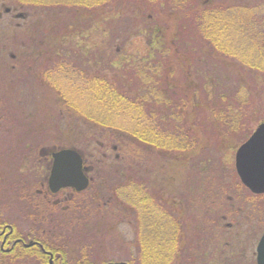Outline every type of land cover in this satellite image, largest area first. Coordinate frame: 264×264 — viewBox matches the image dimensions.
Instances as JSON below:
<instances>
[{
  "label": "rangeland",
  "instance_id": "obj_1",
  "mask_svg": "<svg viewBox=\"0 0 264 264\" xmlns=\"http://www.w3.org/2000/svg\"><path fill=\"white\" fill-rule=\"evenodd\" d=\"M8 2L2 6L23 12L26 17L13 18L12 14L4 13L0 17V249L4 252L10 249V243L14 242L10 238L14 227L26 238L24 242L33 240L34 235L43 236L66 249L73 259L84 255L95 262L112 260L115 264H125L138 254L139 248L136 237L140 233L143 207L142 202L133 196L128 198L127 192L131 188L125 176L132 172L129 166L138 162L152 176L147 183L142 182L144 169L139 166L136 186L152 203L151 207L155 208L157 215L167 219H162L164 231L166 224L172 230L173 223H180L176 228L181 248L185 250L181 254V264H255V246L264 230V193L256 196L246 187L248 191L229 187L232 177L239 180L235 153L244 141L234 150L221 147L218 151L214 146L209 147L206 141L203 144L204 138H201L200 146L208 147L205 152L200 151L193 156L194 160L199 159L203 163L204 168L201 169L198 166L190 168V159H169L167 162L161 153L150 147L148 155L139 153L137 161L129 159L132 145L128 141L122 147L125 157L121 161H117L121 158L119 148V154H112V159L116 158L114 161L97 173L93 168L89 170L91 180L82 193L66 190L51 195L46 192L51 153L61 148L83 149L89 141L88 134L82 135L83 132L73 126L64 128L63 133L57 129L55 123H61V118L57 116L59 105L56 102L59 99L55 96L60 98L59 95L64 93L70 104L81 108L88 106V109L93 105L81 98L73 84L74 79H63L52 70L56 68L55 62L60 61L54 52L58 48L72 59L75 54L74 62L80 66L74 67L75 75L72 77L84 82L89 81L88 77L95 74L94 71L111 77L115 68L102 70L107 67V58L115 55L105 53L102 60L96 51L85 58L74 53L88 45V40L92 43L91 38L98 43L102 39L98 34L95 36L96 31H90L95 22L86 10L75 19L62 9L49 10L41 5H28L21 9L15 5L19 4L16 0ZM259 4L262 6L260 16L264 17V0ZM104 14L107 19L110 13ZM120 15L124 16V13ZM127 15L134 14L128 11ZM68 16L75 24L74 28L64 26L65 22H72L66 19ZM263 22L259 24L261 32ZM101 23H98L99 28L101 31L105 28L106 32L104 42L112 40L108 25ZM76 30H79L78 33ZM67 31L66 41L59 43V37ZM172 32L170 28L167 38ZM121 33L119 39H123L124 49L132 57L145 53L147 48L141 38ZM235 35L232 32L230 38L234 40ZM116 44L120 45V42ZM179 60H173L176 78L181 69ZM254 73L259 78L257 85H250V89L263 109L248 110L251 132L264 120L258 122L264 110V75ZM243 83L247 85V80L244 79ZM121 115L116 119L119 124L130 122L134 117ZM138 146L140 151L146 147ZM221 146H225V141H221ZM204 180L209 182L208 190ZM207 192L209 199H213L210 203L204 200ZM132 203L134 208L130 207ZM4 227H7L5 231ZM1 232L8 234L9 239L3 247ZM142 235L143 239L148 236L146 231ZM171 237L169 234L165 239L172 241ZM33 242L35 245L36 241ZM166 246L169 250V243ZM58 256L61 259L60 254ZM1 261L3 259H0V264H6ZM54 262L55 259L48 256L45 264ZM7 264L13 263L8 260Z\"/></svg>",
  "mask_w": 264,
  "mask_h": 264
},
{
  "label": "trees",
  "instance_id": "obj_2",
  "mask_svg": "<svg viewBox=\"0 0 264 264\" xmlns=\"http://www.w3.org/2000/svg\"><path fill=\"white\" fill-rule=\"evenodd\" d=\"M262 1L16 0L19 4L15 5L21 9L28 5H41L49 10L58 8L70 13L75 19L86 10L91 13L95 22L90 31H96L95 36L98 34L102 39L98 43L95 38H91L92 43L88 40V45L74 53L85 58L87 54L91 56L96 51L102 60L105 53L115 55L107 58V67L102 70L115 68L111 77L94 71L95 74L88 77L89 81L84 82L72 77L75 75L74 67L80 66L74 62L75 54L72 59L58 48L54 52L60 61L55 62L56 68L53 67L52 70L63 79H74L73 84L79 90L81 98L84 97L88 103L93 104L88 109V106L81 108L70 104L64 93L59 95L60 98L55 96L59 99L56 102L59 105L57 116L61 118V123H55L57 129L63 133L64 128L73 126L83 132L79 134H88L89 141L85 148L78 146L76 149L80 152L85 171L89 175L91 168L97 173L103 166L114 161L116 158L112 159V154H119V148L121 158L117 161H121L125 157L122 147L128 141L132 145L129 159L137 161L136 156L147 153L150 147L161 153L165 161L190 159V168L196 169L198 166L201 169L204 168L203 163L199 159L194 160L193 156L200 151L205 152L208 145L214 146L218 151H221V147L234 150L249 137L252 132L248 124V110L263 109L254 91L250 89V85H257L259 78L254 72L264 75V28L261 32L259 25L264 20L260 16L262 6L259 3ZM1 2L2 5L9 3L8 0ZM128 11H132L134 15L129 17ZM104 13H110L107 19L104 18ZM66 19L71 18L68 16ZM101 22L108 25L112 40L104 42L105 28L101 31L98 26ZM64 24L65 27H75L73 21ZM170 28L173 32L167 38L166 33ZM68 31L59 37V43L66 41ZM121 32L130 37L137 35L141 38L147 48L145 53L132 57L129 51H125L123 39H119L122 37ZM232 32L234 35L236 33V40L230 38ZM116 42H120V45ZM177 58L181 64L178 78L175 77L173 68V60ZM58 66H61L59 70ZM244 79L247 80V85L243 83ZM121 114L132 115L133 120L119 124L116 119ZM263 118L264 110L261 118L258 117V122ZM201 138H204L203 144L206 141L207 146H200ZM221 141H225V146H221ZM138 145L146 147L140 151L141 147ZM139 166L142 165L138 162L129 166V171L132 172L125 175L131 188L127 192L128 198L133 196L138 202H142L143 207L140 233L136 237L138 254L125 261V264H179L181 254L185 253L176 228L180 223H173L172 230L166 224L164 231V218L157 215L155 208L151 207L152 203L136 186ZM142 168V182L147 183L152 175L143 166ZM90 180L91 177L89 182ZM204 182L208 190L209 182ZM229 187L246 189L234 177ZM86 189L76 192L64 188L52 193L47 187L46 192L55 195L60 191L70 190L78 194ZM204 200L210 203L213 199H209L207 192ZM133 206L132 203L130 207ZM144 230L148 234L145 239L142 235ZM168 233L173 237L172 241L165 239ZM10 238L12 241L21 238L22 242L14 244L7 252L0 249V259L6 264L8 260L13 264H45L47 252L52 254L55 264H115L112 260L95 262L84 255L70 258L66 249L54 245L43 236L34 235L33 240H29L38 242L42 248L36 244L25 247L23 242L26 238L14 227ZM168 243L169 250L166 246ZM59 254L61 259H58Z\"/></svg>",
  "mask_w": 264,
  "mask_h": 264
},
{
  "label": "water",
  "instance_id": "obj_3",
  "mask_svg": "<svg viewBox=\"0 0 264 264\" xmlns=\"http://www.w3.org/2000/svg\"><path fill=\"white\" fill-rule=\"evenodd\" d=\"M52 162L47 178L51 192L70 187L84 190L89 183L81 154L74 148H61L51 153ZM235 169L241 183L252 193H264V120L238 147L235 153ZM35 242L23 245L28 247ZM255 264H264V231L255 247Z\"/></svg>",
  "mask_w": 264,
  "mask_h": 264
},
{
  "label": "flooded vegetation",
  "instance_id": "obj_4",
  "mask_svg": "<svg viewBox=\"0 0 264 264\" xmlns=\"http://www.w3.org/2000/svg\"><path fill=\"white\" fill-rule=\"evenodd\" d=\"M3 13L4 14H12L13 15V18H25L26 17V15H25V13H23V12H20V11H17V10H13L12 8H8V7H5V6H2V4H0V17L3 15ZM18 25V24H17ZM13 57V56H12ZM7 227H4L3 228V231H5V229H6ZM1 234H3V232H1ZM9 239H8V234H6V233H4L3 234V238H2V247H3V245L5 246L6 245V243L8 244L9 243V241H8ZM14 242H16V243H21L22 241H21V238H17V239H15V240H13ZM10 243V249H11V247L13 246V244H15V243ZM36 245H38L39 246V243L38 242H36ZM7 250H9V248H7ZM48 253V256H49V258H50V256L52 257V260H54V257L52 256V254L51 253H49V252H47ZM54 264H55V262H54Z\"/></svg>",
  "mask_w": 264,
  "mask_h": 264
}]
</instances>
